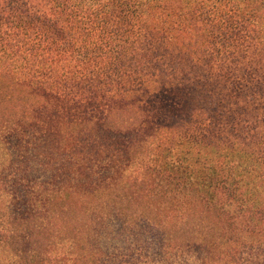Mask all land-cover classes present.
Instances as JSON below:
<instances>
[{
	"label": "trees",
	"instance_id": "16d2710c",
	"mask_svg": "<svg viewBox=\"0 0 264 264\" xmlns=\"http://www.w3.org/2000/svg\"><path fill=\"white\" fill-rule=\"evenodd\" d=\"M249 47L264 0H0V264H264V137L193 109L264 96Z\"/></svg>",
	"mask_w": 264,
	"mask_h": 264
},
{
	"label": "rangeland",
	"instance_id": "374dc122",
	"mask_svg": "<svg viewBox=\"0 0 264 264\" xmlns=\"http://www.w3.org/2000/svg\"><path fill=\"white\" fill-rule=\"evenodd\" d=\"M206 55L208 56L209 53ZM232 58L233 59L228 58L222 61L219 67L215 65V69L219 70L223 68V72L229 71L232 78H240V82L249 84L250 87L262 81L261 75L264 73V53H254L253 48L249 47L245 50V53H236ZM204 68H206V65H204ZM189 69L190 73L195 71L193 68L189 67ZM223 90L226 89L224 88ZM246 95V99H241L238 103L230 101L218 106L216 114L211 112L210 108L204 104H201L202 106L196 104L193 109L200 111L199 115H201V119H204V121H201L205 125L208 123L209 126L220 129V132H223L224 135L232 138L236 137L234 141L237 140L238 143H242L245 137H250L252 140L264 137V96L257 91H249ZM201 108L207 112H202ZM178 121L185 126H189L190 124V121L185 117H178ZM230 121H233L235 124V131L232 130ZM191 126L195 128V131H197L196 127H199L196 121H193ZM194 130L192 132L196 133ZM4 156V151L0 147V163L4 159ZM123 161L124 160L120 159L118 163H123ZM27 164L30 165V170L28 174H24L28 177L32 176L36 181L41 182L48 180L50 177L47 175L48 172L43 173L40 171L41 164L39 162H34L31 159ZM108 229L111 231L110 236L112 237L110 246L117 248L122 247L124 243L120 240L121 237L119 232L117 233V225L111 227V223L109 222ZM152 232L153 231L147 232L146 235L141 236L146 241H152L148 249V259L155 264H168L167 262H174L172 260L164 261L163 258L154 251L156 245L153 243L154 240H152ZM128 240L132 241V238ZM202 256L203 254L200 250H194L189 259L181 260L180 262L181 264H198Z\"/></svg>",
	"mask_w": 264,
	"mask_h": 264
}]
</instances>
